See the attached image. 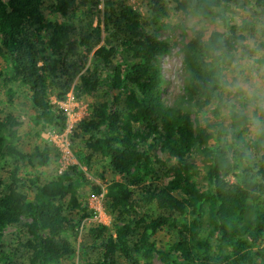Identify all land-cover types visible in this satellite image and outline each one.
I'll list each match as a JSON object with an SVG mask.
<instances>
[{
	"label": "trees",
	"instance_id": "obj_1",
	"mask_svg": "<svg viewBox=\"0 0 264 264\" xmlns=\"http://www.w3.org/2000/svg\"><path fill=\"white\" fill-rule=\"evenodd\" d=\"M234 1L171 0L181 13L197 11L204 21L218 16L227 27L225 34L207 38L195 31L183 45L184 91L199 109L218 99L225 85L220 65L242 46L241 33L251 30L250 23L232 24L217 13L224 2ZM150 2L149 24H158L162 0ZM99 6L108 48L99 47L101 29L84 21V11ZM149 24L128 0H52L48 6L42 0H0L5 70L0 79L26 92L34 126L64 128L66 116L50 94L63 100L73 91L91 100L89 116L71 134L77 160L87 171L70 167L45 183L21 179L19 173L21 165L46 166L48 148L25 153L14 145L21 123L0 109V168L13 164L6 178L0 176V264H73L77 250L68 237L93 215L81 202L86 196L80 197L79 187L90 184L86 174L99 164L117 177L106 184L102 199L112 221L83 228L82 264H154L156 256L164 264H264V155L253 161L247 154L256 147L245 138L251 120L237 115L212 133L168 107L161 61L172 45L150 32ZM117 55L124 61L116 62ZM255 115L264 139V108ZM137 124L147 132L137 134ZM158 151L174 162L160 159ZM195 151L208 159L206 189L194 181L190 156ZM26 183L31 200L23 191ZM89 186L90 196L103 194L101 186ZM23 218L29 221L25 232L8 244L5 229ZM161 235L168 240L160 241Z\"/></svg>",
	"mask_w": 264,
	"mask_h": 264
},
{
	"label": "rangeland",
	"instance_id": "obj_2",
	"mask_svg": "<svg viewBox=\"0 0 264 264\" xmlns=\"http://www.w3.org/2000/svg\"><path fill=\"white\" fill-rule=\"evenodd\" d=\"M45 6H48L52 0H42ZM101 2L103 0H100ZM130 4L140 13L143 21L149 24L151 18V2L150 0H128ZM225 1V0H223ZM101 6L96 10H85V25L92 22L95 27H99L102 32L99 47L108 48L109 34L104 31L103 21L100 14ZM162 18L158 24H149L148 30L158 36L159 39L169 42L172 45V51L169 55L162 58L161 67L164 75L163 81V101L165 104L183 114H189L193 126L200 125L215 133L216 127H222L232 124L233 117L237 115H245L250 118L251 127L246 140L256 147H252L247 154L253 161L259 160L264 155V139H262V130L258 122L256 112L261 107L264 108V0H237L234 2H224L223 8L217 10L231 21L232 24L241 25L244 22L251 24V30L242 32L241 47L237 46L232 52L233 58H224L219 73L223 77L225 83L223 90L219 92V97L211 105L205 108H197L184 91V87L188 80V75L183 68L182 48L195 31H199L207 38L211 33L217 32L225 34L227 27L225 23L216 16L210 21L201 19L197 11L188 10L179 12L171 0H162ZM52 20H59V17L46 13ZM93 52L88 54L86 63L87 68L91 66V57ZM121 55H117L116 62H123ZM4 63L0 58V73L3 74ZM4 77V76H3ZM17 88L10 86L4 82V78L0 79V109L6 113L14 114L21 125L16 129V139L13 144L17 145L23 152L30 153L34 147L40 149L47 147L49 150V161L44 167L41 166H20L21 179L38 178L40 182H50L62 175L70 167H80L84 172L87 171L82 166L74 153L71 142V134L73 128L84 118L90 114V99L87 97L77 98L73 91L69 92L63 100H58L53 94L49 95L52 104L57 105L66 116V123L63 129L59 130L55 127L34 126L35 111L33 110L29 99L24 90H16ZM12 91V92H11ZM213 111H217L215 115ZM44 127V126H43ZM147 129L139 124L135 126L137 134H141ZM39 132V136H37ZM151 143V141H149ZM214 140H210L212 145ZM158 156L166 162H174L168 160L158 151ZM190 161L194 165V181L201 189L207 188L206 172L208 169V159L199 151H195L190 156ZM13 169L11 162L1 170L0 176L6 178ZM100 175L103 177L101 178ZM238 171L229 177L232 183L237 182ZM89 185H99L103 189L100 196H90V186L81 185L79 187V195L86 196V199H80L83 204H87L93 212L91 218L83 221L82 226L74 233L69 235L68 239L76 248L77 252L74 257L73 264H82V257L79 253V245L83 241L84 229L87 225H111V217L108 216L102 204L103 195L106 192V184L116 180L117 177L106 164L98 165L95 173L86 174ZM23 189L27 193L29 200L32 199V193L28 191L29 183L25 184ZM29 221L22 219L21 223L8 227L4 231L5 240L11 244L22 236L25 232L24 224ZM165 235L160 236V241H167ZM167 251V250H165ZM166 254V253H165ZM88 259L93 260L96 256L89 252ZM166 257H164L165 259ZM173 259V258H172ZM154 264H164L161 257L156 256Z\"/></svg>",
	"mask_w": 264,
	"mask_h": 264
}]
</instances>
